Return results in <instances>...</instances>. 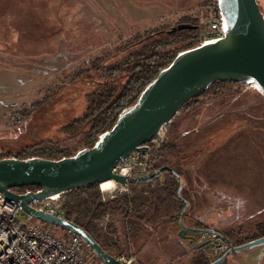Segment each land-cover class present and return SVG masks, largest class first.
<instances>
[{"label":"rangeland","instance_id":"obj_1","mask_svg":"<svg viewBox=\"0 0 264 264\" xmlns=\"http://www.w3.org/2000/svg\"><path fill=\"white\" fill-rule=\"evenodd\" d=\"M256 2L264 16V0ZM215 5V0H0V97L15 94L22 99L15 110L43 101L21 134L0 128V157L42 140H57L59 146L75 151L82 133L68 135L64 129L82 117L87 95L104 81L99 70L77 71L101 55L106 56L101 64L118 60L122 53L117 48L124 40L157 24L194 17L200 34ZM126 78L121 73L115 84L121 87ZM176 114L169 129L178 150L171 161L182 171L179 194L187 202L182 224L201 223L218 233L241 228L245 234L249 226L264 220L262 95L245 84L225 96L201 99L190 113ZM87 128L86 124L79 130ZM164 130L163 141L168 137ZM151 152L155 151L150 149L149 156ZM102 187L101 195L107 197L113 187ZM25 219L20 212L17 221ZM30 221L57 237L65 235L60 227ZM117 221L113 216L97 221L109 254H134L138 264H188L196 250L213 260L218 257L209 246L187 252L183 242L189 239L180 238L167 219L134 239ZM85 250L91 255L89 248ZM221 264H264V243L232 252Z\"/></svg>","mask_w":264,"mask_h":264},{"label":"water","instance_id":"obj_2","mask_svg":"<svg viewBox=\"0 0 264 264\" xmlns=\"http://www.w3.org/2000/svg\"><path fill=\"white\" fill-rule=\"evenodd\" d=\"M221 18L222 38L198 44L178 52L144 86L134 103L122 109L113 125L103 132L93 146L79 149L71 156L48 159L40 156L0 158V193L19 204L20 209L33 219L60 227L79 236L86 247L104 264H120L81 226L61 217L51 216L29 206L31 201H44L62 193L105 180L124 183L125 177L112 172L114 164L132 151H145L146 143L169 123L180 107L190 98L202 94L214 81L243 83L254 87L264 98V16L256 0H215ZM196 27L180 22L167 32ZM25 122L17 129L21 132ZM168 170L175 176L177 196L183 202L178 218V236L185 231L212 229L185 226L181 216L187 202L180 196V177L168 166L162 165L152 173L135 178L147 181ZM34 187L19 193L14 189ZM226 240V239H225ZM210 264H221L226 256L264 243V236L232 246Z\"/></svg>","mask_w":264,"mask_h":264},{"label":"trees","instance_id":"obj_3","mask_svg":"<svg viewBox=\"0 0 264 264\" xmlns=\"http://www.w3.org/2000/svg\"><path fill=\"white\" fill-rule=\"evenodd\" d=\"M180 22L190 23L196 27L167 32L171 26ZM198 34V23L194 17H186L171 25L157 24L143 32L134 34L130 39L124 40L117 48L118 52L122 53L118 60L101 64L106 58L105 55L98 57V60H92L89 65L80 68L77 72L99 70L100 77L104 81L98 82L87 95L86 109L82 117L70 121L64 129L66 132L70 131L68 135L82 133L81 146L75 151H71L59 146L57 140H42L19 151L4 153L0 158L40 156L48 159H59L64 156H71L79 149L93 146L99 135L113 125L119 112L134 103L140 91L162 67L166 66L178 52L199 44ZM121 73H125L127 78L123 85L118 87L115 81H118L117 78ZM243 85L245 84L214 81L202 94L188 99L178 112L190 113L198 106L201 99L205 97L216 99L232 92L233 88L239 91ZM42 103L43 101L33 102L28 107H22L19 113L23 118L28 119L37 106ZM176 115L164 126L165 129L167 128L168 137L163 141L161 150L150 153V157H154V160L148 166L146 173H152L160 166L166 165L181 177V168L171 161V157H175L178 151L175 139L171 136V128L169 129L174 125ZM86 124L88 128L80 131L79 129ZM152 182H156L154 186L149 185ZM102 186L101 184L100 187L103 190ZM128 186L130 193L117 194L105 200L102 199L98 184H89L62 193V205L66 210L65 218L81 226L106 252L105 235L97 225V221L106 216L117 218L119 226L123 231L126 229L132 239L140 237L149 226L162 219L173 222L177 231L180 229L178 218L184 204L176 194L178 182L172 172L161 170L158 175L147 181L131 179ZM33 189L36 190L34 187H19L14 190L26 192ZM185 214V212L182 213L181 221ZM192 227L208 229L201 223H195ZM115 230L116 226L112 224V235L116 232ZM245 231L246 233L243 234L241 228H236L228 229L220 232V234L232 246L240 245L264 236V220L252 224ZM69 235L71 233L65 231L64 237ZM197 237V233L186 231L183 238L193 240ZM114 239L115 237H112L113 243L117 244L116 239ZM85 249L88 250L86 245ZM90 256L99 261L93 253ZM212 261L213 259L205 251L196 250L190 256L188 264H210Z\"/></svg>","mask_w":264,"mask_h":264},{"label":"built area","instance_id":"obj_4","mask_svg":"<svg viewBox=\"0 0 264 264\" xmlns=\"http://www.w3.org/2000/svg\"><path fill=\"white\" fill-rule=\"evenodd\" d=\"M212 16L206 21L205 28L198 35V42L214 41L222 38L221 18L215 5ZM247 85V84H246ZM250 86V85H249ZM6 128L14 131L21 127L24 118L19 113L9 114L6 118ZM164 127L146 143L145 151H132L126 158L118 160L112 172L125 177L124 183H115L107 197L117 194L130 193L128 182L135 177L146 174L152 163L149 156L150 149L159 152L164 139ZM113 191V192H112ZM61 195L44 201H31L29 206L34 210H41L51 216L65 218L66 210L62 205ZM20 212H23L18 203L6 199L0 193V264H104L92 259L86 252L83 240L74 234L67 237H57L53 232L33 223L30 215L23 212L27 219L17 221ZM183 246L191 252L201 246H209L213 257L221 255L228 249L227 241L216 234L205 231L199 232L195 241L185 240ZM120 264H138L134 254L114 251L110 254Z\"/></svg>","mask_w":264,"mask_h":264},{"label":"crops","instance_id":"obj_5","mask_svg":"<svg viewBox=\"0 0 264 264\" xmlns=\"http://www.w3.org/2000/svg\"><path fill=\"white\" fill-rule=\"evenodd\" d=\"M18 101H19V106L22 105L23 101L22 99H17L15 94H9V95H6V96H1L0 97V128H6V118L7 116L12 113V112H18L19 113V110H15L14 109V106H16L18 104ZM24 122H25V125L24 127L22 128L21 132H18L17 130H14V131H10L8 130L9 132H11L12 134H15V135H18V134H21L27 124V119L24 118ZM1 139H3L4 137H0ZM10 152H13V151H10ZM185 226H189V227H192L191 224H184ZM186 232V231H185ZM193 232V231H191ZM194 233H197L198 234V237H199V232H194ZM184 236H185V233H184Z\"/></svg>","mask_w":264,"mask_h":264},{"label":"bare ground","instance_id":"obj_6","mask_svg":"<svg viewBox=\"0 0 264 264\" xmlns=\"http://www.w3.org/2000/svg\"><path fill=\"white\" fill-rule=\"evenodd\" d=\"M103 183H104V184H103ZM106 183L111 184V186H112L113 188L115 187V183H114L112 180H110V179L103 181L101 184L105 185ZM101 184H100V185H101Z\"/></svg>","mask_w":264,"mask_h":264},{"label":"flooded vegetation","instance_id":"obj_7","mask_svg":"<svg viewBox=\"0 0 264 264\" xmlns=\"http://www.w3.org/2000/svg\"><path fill=\"white\" fill-rule=\"evenodd\" d=\"M34 190V189H33ZM28 191V190H27ZM17 192H19V193H22L21 191H17Z\"/></svg>","mask_w":264,"mask_h":264}]
</instances>
